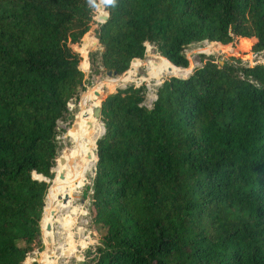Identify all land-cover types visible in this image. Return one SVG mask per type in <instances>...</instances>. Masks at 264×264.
<instances>
[{
	"label": "trees",
	"instance_id": "obj_1",
	"mask_svg": "<svg viewBox=\"0 0 264 264\" xmlns=\"http://www.w3.org/2000/svg\"><path fill=\"white\" fill-rule=\"evenodd\" d=\"M95 25L93 75H122L149 47L180 70L203 42L264 54V0H0V264L43 249L57 126L86 91ZM200 60L150 109L144 84L101 100L83 195L103 235L82 264H264V60Z\"/></svg>",
	"mask_w": 264,
	"mask_h": 264
},
{
	"label": "rangeland",
	"instance_id": "obj_2",
	"mask_svg": "<svg viewBox=\"0 0 264 264\" xmlns=\"http://www.w3.org/2000/svg\"><path fill=\"white\" fill-rule=\"evenodd\" d=\"M94 29H97L96 25L92 26L89 31H91L90 35L95 39L92 32ZM79 47L74 48L78 53ZM84 47L85 50L87 49L88 51V67L86 70L82 69V72L85 74L84 80L86 84L84 87L86 91L79 93L80 98L78 100H70L71 104L67 110L68 119L59 121L57 126L58 153L57 162L54 168L55 179L47 195V198L50 195L48 201L47 198L45 199V207L43 211L45 213L46 209L50 210L48 212L50 228H43V214V219L41 220V238L43 249L42 251L35 250L29 254L25 261L26 264L33 261L37 262V264H82L85 261L84 255L86 251L98 245L100 238L103 235V230L91 223L89 214L90 203L83 195L86 188L92 183L94 176L93 169L96 162V150L94 144H96L97 139L101 137L103 127L100 124V118L93 119L91 116V118L101 126L100 134H96L93 137V133L90 130L83 131L82 133H78L75 130V125L79 121V116L85 106V103L83 102L84 97L89 94L91 89H94L99 85L102 90L99 96L102 100L108 94L115 92L118 88L123 89L130 84H134L135 86L144 84L146 86L147 93L143 105L150 108L152 104L150 97L152 94L155 95L156 87H158L164 79L172 76L174 77L175 75L173 73H169V71L165 69V65L168 63L163 59H157L156 56L158 55L154 53L152 47H149L148 54H150V57L155 56V58H151L149 60L150 67H159L161 78H149L147 66L143 63L148 59V55L141 62L144 65L139 66L134 71L135 74L132 75L130 79L127 78V73L131 69L132 64L126 73L118 77L109 78L105 72L93 75L92 71L96 68V64H94L93 67L91 66L89 56L100 49L98 45L93 47V42L91 40L86 41ZM251 48V41L245 43L240 39H236L227 47L215 46L208 42L195 44L185 49V55L189 61V66L186 68L187 70L178 69L172 71L178 75V78L187 77L195 68L201 65L200 55L212 56L215 60L220 61H225L228 58L240 59L243 64L250 66L262 63L264 60V54L255 55L251 51ZM161 61H164V63ZM88 83H90L91 86H88ZM94 104H96L97 107L100 105V103ZM90 124H92V120L87 123L89 126ZM78 146L84 147L86 157L85 162L87 163L86 167L88 170H84L83 168L81 170V159L75 151V148ZM89 159L93 161L90 168L88 166ZM34 177L39 180H45L40 176ZM45 181L47 182V180ZM71 188L80 189V191L77 192L76 197L72 200L67 197V195L70 194ZM61 189L64 191L61 192ZM52 200L55 201L54 204L48 205V203ZM63 204H68L66 212L69 214L64 215L59 212V208H61ZM58 220L60 222H58Z\"/></svg>",
	"mask_w": 264,
	"mask_h": 264
},
{
	"label": "bare ground",
	"instance_id": "obj_3",
	"mask_svg": "<svg viewBox=\"0 0 264 264\" xmlns=\"http://www.w3.org/2000/svg\"><path fill=\"white\" fill-rule=\"evenodd\" d=\"M212 45H214V44H212ZM148 53H149V50H148ZM150 54H148V59L145 61V62H143L146 66H147V70H148V76H149V78L150 79H157V78H161V76H160V74H161V72L159 71V67H156V66H151L150 67V62H149V60L151 59V58H155V56L154 57H150L149 56ZM156 58L158 59V58H160V59H162L161 57H158V56H156ZM164 60V59H163ZM142 61H139V60H136L133 64H132V66H131V69L129 70V72H128V74H127V78H131V76L132 75H134L135 73H134V71L139 67V66H142V65H144L143 63H141ZM161 62H163L164 63V61H161ZM85 67H86V69H87V67H88V65L86 64V65H84ZM164 69V68H163ZM165 69H167L168 71H169V73H173V74H175L176 75V73H174L172 70H178V69H180V68H176V67H174L172 64H170L169 62H168V64L167 65H165ZM180 71V70H179ZM180 77V76H179ZM100 86V85H99ZM98 86V87H99ZM96 87V88H94V89H91L90 91H89V94L88 95H86L85 97H84V99H83V102L85 103V106H84V109L82 110V112H81V114H80V116H79V121L76 123V125H75V130L78 132V133H82L83 131H86V130H90L92 133H93V137L96 135V134H100L101 133V126L95 121V120H93V119H98L96 116H97V114H98V110H99V107H97V105L96 104H94V103H100V101H101V97L100 96H95V93H98V94H100V92L102 91L101 90V87ZM94 102V103H93ZM91 116H92V118H91ZM90 120H92V124H90V126L89 125H87V123L88 122H90ZM103 129V128H102ZM56 139H58L57 137H56ZM75 151L78 153V155H79V157H80V159H81V170H82V168L85 170V169H87L88 170V168L86 167V162H85V152H84V147H82V146H78V147H76L75 148ZM93 164V161L92 160H88V166H89V168H90V166ZM95 167V166H94ZM64 190L63 189H61V192H63ZM78 191H80V189H72L71 188V190H70V194H68L67 195V197L69 198V199H74L75 197H76V195H77V192ZM54 200H52V201H50V203H48V205H52V204H54ZM69 204V203H68ZM68 204H63V206L61 207V208H59V212L61 213V214H64V215H66V214H69V213H67L66 212V208H67V205ZM61 205V204H60ZM50 210L49 209H46V211H45V213H44V219H43V222H42V226H43V228L44 229H46V227L47 226H49V223H50V219H49V215H48V212H49ZM60 219V218H59ZM69 219V218H68ZM69 221V220H68ZM58 222H60L59 220H58ZM63 227V226H62ZM48 233V232H47Z\"/></svg>",
	"mask_w": 264,
	"mask_h": 264
},
{
	"label": "water",
	"instance_id": "obj_4",
	"mask_svg": "<svg viewBox=\"0 0 264 264\" xmlns=\"http://www.w3.org/2000/svg\"><path fill=\"white\" fill-rule=\"evenodd\" d=\"M103 19H105L104 17H103ZM93 32V34H94V36H95V39H94V42H93V47H95L96 45H98V40L96 39V35H97V31H92ZM211 44H213V43H211ZM158 57H160V56H158ZM136 60H134L132 63H134ZM107 77H109V78H111V77H115L116 75L115 74H111L110 72H108L107 74ZM174 77H178V75H174ZM105 83H106V81H105ZM83 86V85H82ZM95 96H99V94L98 93H95ZM71 102V101H70ZM101 103V102H100ZM99 116H100V105H99V110H98V114H97V118H99ZM104 132V131H103ZM102 135H103V133H102ZM101 135V136H102ZM90 157V156H89ZM93 173H95V167H94V169H93ZM42 220V219H41ZM50 228V226H47V229H49ZM49 243V242H48Z\"/></svg>",
	"mask_w": 264,
	"mask_h": 264
},
{
	"label": "built area",
	"instance_id": "obj_5",
	"mask_svg": "<svg viewBox=\"0 0 264 264\" xmlns=\"http://www.w3.org/2000/svg\"><path fill=\"white\" fill-rule=\"evenodd\" d=\"M148 55V54H147ZM263 62V61H262ZM160 84V83H159ZM156 100V95H154V94H152V96L150 97V101L152 102V104H153V102ZM70 101L68 102V105H67V110H68V107L70 106ZM152 104H151V107H152ZM146 107V106H145ZM150 107V108H151ZM146 108H148V109H150L149 107H146Z\"/></svg>",
	"mask_w": 264,
	"mask_h": 264
},
{
	"label": "clouds",
	"instance_id": "obj_6",
	"mask_svg": "<svg viewBox=\"0 0 264 264\" xmlns=\"http://www.w3.org/2000/svg\"><path fill=\"white\" fill-rule=\"evenodd\" d=\"M108 3H113V0H108Z\"/></svg>",
	"mask_w": 264,
	"mask_h": 264
}]
</instances>
